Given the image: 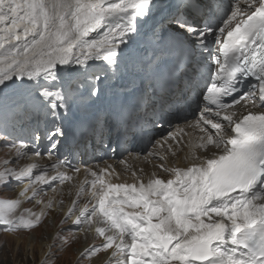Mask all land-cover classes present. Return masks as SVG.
Returning <instances> with one entry per match:
<instances>
[{"label":"snow or ice","instance_id":"snow-or-ice-1","mask_svg":"<svg viewBox=\"0 0 264 264\" xmlns=\"http://www.w3.org/2000/svg\"><path fill=\"white\" fill-rule=\"evenodd\" d=\"M180 133L183 167L157 150ZM0 137L16 152L0 191L22 185L0 199V232L39 241L37 264L81 237L73 264H264V0H0ZM80 149L159 160L169 178L120 159L133 182H118L112 164L76 166ZM29 154H56V174L9 166ZM81 172L78 214L72 200L68 227L35 236L63 203L38 197Z\"/></svg>","mask_w":264,"mask_h":264},{"label":"rangeland","instance_id":"rangeland-1","mask_svg":"<svg viewBox=\"0 0 264 264\" xmlns=\"http://www.w3.org/2000/svg\"><path fill=\"white\" fill-rule=\"evenodd\" d=\"M14 153H16L15 149H10V148L6 149V148L0 147V170H2L5 160L13 159L12 157ZM29 160H30V156L27 155L24 158V160L19 161L18 159L14 164H11L9 166L16 167V168L23 167L24 165L28 164ZM35 173L39 174L38 171H35ZM21 186L22 185H14V187H12V191H15L16 188H20ZM12 191H8V190L0 191V199L10 198V196H12V193H11ZM50 195H51L50 189L47 188L45 192L41 193L38 199H42L46 203L47 197ZM81 198H82L81 196L80 197L76 196L75 200H78L80 203ZM62 201L64 200L62 199ZM33 204L35 208L34 211L41 209V205H37L35 204V201H33V202H29V204H25V206H21V208L18 211H23L25 209L31 210L32 208L31 205ZM58 209H60L61 211L62 207L61 208L59 207ZM77 211H79V207H77L76 212ZM58 214L59 213H57V218L55 219V226L54 224L52 226L51 222L47 220L45 225L37 228L33 234L39 237L44 232L52 233L54 230L59 229L62 226L65 228L68 227V224H70L71 222L65 225H61L60 221L62 217H60V215ZM65 235H67V233H65ZM16 245H19V248H20L19 256L16 255ZM81 245H82V241L72 243L68 247L67 251L61 252L59 254L58 264H73V262L77 259L75 249L81 248ZM26 248L28 249L27 258L24 257V251ZM33 248L35 249V252H36L35 256L32 255L31 249ZM42 255H43V250L41 249L40 242L37 241L34 244H28L26 233L21 234L18 237L14 234H6V233L0 232V264H5V262L6 264H37V262L41 259ZM83 264H88V262L84 261Z\"/></svg>","mask_w":264,"mask_h":264},{"label":"bare ground","instance_id":"bare-ground-1","mask_svg":"<svg viewBox=\"0 0 264 264\" xmlns=\"http://www.w3.org/2000/svg\"><path fill=\"white\" fill-rule=\"evenodd\" d=\"M189 130L188 134L194 136V135H198V132L196 133H193V130L190 129V128H187ZM190 135H186V136H183V141H184V144H175L174 145V148L177 149V148H182L186 151V153L184 154V158H175L173 160V162L171 161V158L173 157L172 154L168 153L167 152V155H168V162L169 164H175L176 166H185V163H186V156L189 152V148H188V140L190 138ZM16 155V153L13 154V157L14 158ZM26 156H23V157H20L19 158V161H22L24 160ZM33 160V161H32ZM37 163V164H36ZM161 163V162H159ZM28 164H36L37 166H40L41 168H46V170H48L49 174L50 175H55L56 173L54 171L51 170V160L50 159H46V158H38V157H30V160L28 162ZM130 165H131V169H135L138 171V174L139 173V170L140 169H143V174L145 176L147 175H150L152 172H157L158 175L162 176V178L164 179H168L169 177L167 175H165V173H162L160 172L159 169L155 168L154 167V162L151 161L150 163H148L144 156H141L140 158H134V159H130ZM81 169H83L84 166L80 165L79 166ZM114 167L115 169L117 170V172L120 173V180L118 182H128V183H132L133 182V178L131 176V172H125L124 171V168L119 164V163H115L114 164ZM39 169V167H38ZM73 180L72 181H68V182H65L64 184H60L59 182H56L54 184V186L52 188H49L50 189V192H51V195L47 197V201L46 203L49 201V200H52L54 202H59L60 200H64L62 204H58V208L62 207L61 211L60 209L57 211L55 210H48L49 211V215H48V218L47 220L51 222L52 226L54 224L55 226V219L57 218V213H59L58 215H60V217L63 216L64 212L67 211V208L71 206V202L72 200H75L76 198V192L78 190V185L80 182L84 181L85 179L87 180H91L92 178L91 177H85L84 173L81 172L79 174H73ZM113 182H117V181H113ZM22 186L20 188H16L15 191H12V196H10V198H15L16 194L21 190ZM81 201L80 203L77 205V207H80V205H82L83 203H85V198L81 195ZM25 204H29V202H23L22 203V206H25ZM31 211H34V204L31 205ZM41 208H42V205H41ZM77 209V208H76ZM41 210V209H40ZM40 210H37L35 212H39ZM60 211V212H59ZM79 211L75 212L74 215H73V218H75V214H78ZM207 219V218H205ZM54 222V223H53ZM71 221L69 220L68 223H70ZM45 225V224H44ZM80 241H82V245H83V238L81 237ZM81 245V247H82Z\"/></svg>","mask_w":264,"mask_h":264}]
</instances>
